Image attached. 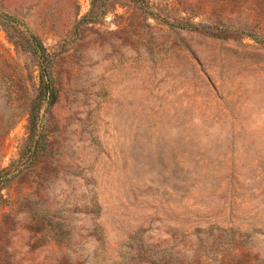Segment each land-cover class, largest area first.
<instances>
[{
    "label": "rangeland",
    "instance_id": "1",
    "mask_svg": "<svg viewBox=\"0 0 264 264\" xmlns=\"http://www.w3.org/2000/svg\"><path fill=\"white\" fill-rule=\"evenodd\" d=\"M95 3L0 0V264H264V0Z\"/></svg>",
    "mask_w": 264,
    "mask_h": 264
},
{
    "label": "trees",
    "instance_id": "2",
    "mask_svg": "<svg viewBox=\"0 0 264 264\" xmlns=\"http://www.w3.org/2000/svg\"><path fill=\"white\" fill-rule=\"evenodd\" d=\"M97 0H92V5H91V9L90 12L93 13V10L98 9L99 6H101L99 4V6H96V2ZM98 1H102V0H98ZM134 2H144V0H133ZM102 3V2H101ZM191 28H194L196 30L199 31H203L205 30L208 26L205 25H194V24H190ZM179 27L183 28H187L190 26H185L180 24ZM209 28V27H208ZM223 28L224 31H230L232 33H236L238 32V30H233L232 28H228V27H221ZM211 36H214V34H211ZM30 44L33 48V52L37 57V61H38V67L40 69V82H39V88H38V95H37V99L38 104L40 105L42 99H48L47 102L48 104H52L55 101V93H54V89H53V84H52V77H51V62H52V57L51 55L47 52L45 46L43 45L42 41L37 37V36H31V40H30ZM38 108V106H37ZM35 120H36V115L33 117L32 114L30 115V126L34 127L35 126ZM40 141V136L38 135V138L35 140V146H37V144Z\"/></svg>",
    "mask_w": 264,
    "mask_h": 264
}]
</instances>
